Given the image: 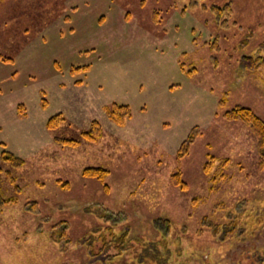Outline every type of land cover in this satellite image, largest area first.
<instances>
[{
	"label": "rangeland",
	"instance_id": "374dc122",
	"mask_svg": "<svg viewBox=\"0 0 264 264\" xmlns=\"http://www.w3.org/2000/svg\"><path fill=\"white\" fill-rule=\"evenodd\" d=\"M196 1L0 0V264H264V0Z\"/></svg>",
	"mask_w": 264,
	"mask_h": 264
},
{
	"label": "trees",
	"instance_id": "16d2710c",
	"mask_svg": "<svg viewBox=\"0 0 264 264\" xmlns=\"http://www.w3.org/2000/svg\"><path fill=\"white\" fill-rule=\"evenodd\" d=\"M195 2L197 1L194 0L192 4ZM211 9L216 13V16L218 18L222 17L223 15H226V14L228 15L231 13V7L229 4H226V6H219V5L214 4L211 6ZM221 24H225L224 19L221 21ZM210 48L215 49V48H218V46L214 42L210 45ZM2 58L4 60H10L9 57L3 56ZM251 63L253 67H256L258 65H264V57L259 56L257 59L253 60ZM87 68L88 67H85L82 69H87ZM182 68H184V65H182ZM191 71L192 70H190L189 72ZM107 113L109 117L112 118L119 125L125 124V122L132 116V110L128 104H118L116 102H114L111 106L107 107ZM224 116L230 120H242L249 125V127L251 128L252 132L254 133V135L256 136L258 140L261 165H262L261 167H263L264 165V119L257 112H255L251 107L241 105V104H238L234 106L233 108L227 110ZM61 120H62V116L60 114L54 115L48 120V126L50 128L54 127ZM200 131L201 130L199 126H195L191 129L188 137L182 143L178 151V159L183 158L188 153L191 144L194 142L195 138L198 136ZM102 134H103V130H102L101 124L97 121L93 123L92 127L88 131L84 132V136L89 141H97L98 138L102 136ZM56 140L61 144H67L70 146H73L77 143L75 140L62 139L59 137H56ZM1 155H2L3 160L10 162L13 166H19L23 164L24 162V159L22 157L17 156L15 153L8 151V150H3ZM83 173L86 176L104 179L108 174V170L101 166H91V167L85 168ZM172 180L175 184L180 185L182 188L186 187V184L182 180L180 170H178L177 172L173 174ZM115 238L116 237H114V239ZM102 242L103 244L101 245V249H106L109 245H112L111 243L112 241L110 242V241H107L106 239H104V241ZM119 248L122 249L121 246H119Z\"/></svg>",
	"mask_w": 264,
	"mask_h": 264
}]
</instances>
